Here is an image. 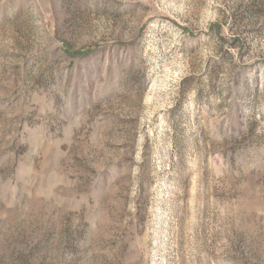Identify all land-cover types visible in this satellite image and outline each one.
Listing matches in <instances>:
<instances>
[{"label": "rangeland", "instance_id": "rangeland-1", "mask_svg": "<svg viewBox=\"0 0 264 264\" xmlns=\"http://www.w3.org/2000/svg\"><path fill=\"white\" fill-rule=\"evenodd\" d=\"M0 264H264V0H0Z\"/></svg>", "mask_w": 264, "mask_h": 264}]
</instances>
